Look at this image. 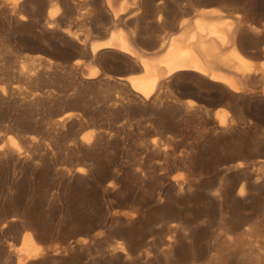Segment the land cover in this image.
<instances>
[{
  "label": "rangeland",
  "instance_id": "rangeland-1",
  "mask_svg": "<svg viewBox=\"0 0 264 264\" xmlns=\"http://www.w3.org/2000/svg\"><path fill=\"white\" fill-rule=\"evenodd\" d=\"M127 1L115 22L107 0H0V264H264V0ZM212 8L254 61L247 92L180 73L145 99L134 58L91 55L117 28L159 55ZM22 193L39 225L9 209Z\"/></svg>",
  "mask_w": 264,
  "mask_h": 264
},
{
  "label": "bare ground",
  "instance_id": "bare-ground-1",
  "mask_svg": "<svg viewBox=\"0 0 264 264\" xmlns=\"http://www.w3.org/2000/svg\"><path fill=\"white\" fill-rule=\"evenodd\" d=\"M132 6L134 4L127 0H122L118 4L107 0V7L115 22L127 14ZM53 15L48 11L50 20L54 18ZM225 15V12L218 9H201L193 18L181 20L176 26L179 32L166 37L160 43L163 52L159 55L148 56L144 50L137 49L133 43V35L118 28L102 40L91 41L90 52L95 56L101 50L110 49L134 58L139 63L141 71L121 78L145 99L153 96L157 86L180 73H190L196 78L206 79L235 93L247 92L248 84L256 73L255 64L240 49L238 30L227 21ZM161 19L162 15L159 17V20ZM99 74L100 70L97 67H90L84 76L94 79ZM72 115L68 114L60 121ZM94 133L95 130H90L83 135V139L90 141ZM9 140L17 147L16 137L9 136ZM243 191L244 187H241L240 192ZM29 240H33L31 232L26 233L23 244ZM119 248L121 249L122 245ZM33 258L35 255H29L28 258L22 254L18 255L16 264H25L28 259Z\"/></svg>",
  "mask_w": 264,
  "mask_h": 264
},
{
  "label": "trees",
  "instance_id": "trees-1",
  "mask_svg": "<svg viewBox=\"0 0 264 264\" xmlns=\"http://www.w3.org/2000/svg\"><path fill=\"white\" fill-rule=\"evenodd\" d=\"M17 199V203L16 204H8L9 209H17L19 211H27L28 216L30 217V219L37 225L40 224L39 219H40V213L41 210H37L35 208H33L32 210H27V206H26V202L28 200H26V194L22 193L21 195H19L18 197H16ZM53 216L56 215L58 213L57 211H53Z\"/></svg>",
  "mask_w": 264,
  "mask_h": 264
}]
</instances>
